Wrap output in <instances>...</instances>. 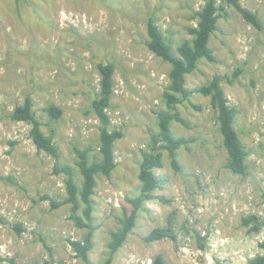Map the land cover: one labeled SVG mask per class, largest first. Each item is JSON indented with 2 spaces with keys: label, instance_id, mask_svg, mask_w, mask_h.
I'll return each mask as SVG.
<instances>
[{
  "label": "rangeland",
  "instance_id": "374dc122",
  "mask_svg": "<svg viewBox=\"0 0 264 264\" xmlns=\"http://www.w3.org/2000/svg\"><path fill=\"white\" fill-rule=\"evenodd\" d=\"M206 0H0V264H102L110 233L130 211L129 199L140 192L143 154L158 132L157 115L165 110L163 93L170 65L148 47L147 23L153 19L176 53L192 37L197 12ZM255 13L256 28L220 0L218 28L211 38L215 62L201 61L188 75L194 91L214 76L232 77L222 87L237 111L235 129L247 151V172L234 174L209 97L193 93L177 107L183 123H173L188 144L178 151L176 170L165 152L155 173L163 180L154 200L139 211L136 225L113 264H249L264 256V0H242ZM115 66L114 95L108 110L116 167L98 176L92 196L96 227L89 262L74 252L86 229L71 219L66 175L69 165L82 184L76 150L90 161L100 158L101 124L92 110L99 92L98 64ZM33 100L46 135L53 136L60 157L39 151L31 126L11 114ZM62 109L60 119L45 109ZM52 202L59 204L53 208ZM175 216L177 240L148 243L145 238ZM79 215H81L79 213ZM20 225L22 232L15 229Z\"/></svg>",
  "mask_w": 264,
  "mask_h": 264
},
{
  "label": "trees",
  "instance_id": "16d2710c",
  "mask_svg": "<svg viewBox=\"0 0 264 264\" xmlns=\"http://www.w3.org/2000/svg\"><path fill=\"white\" fill-rule=\"evenodd\" d=\"M241 1L225 0V3L237 11L246 22L256 28H260L261 25L257 15L244 8ZM219 2L220 0H206L204 6L196 14V26L188 29V33L192 38L184 40L177 47L176 53L173 52L171 45L165 40L155 21L150 19L147 23L146 46L155 56L170 65L169 84L163 93V101L166 108L158 112V132L152 135L148 151L143 154L140 163L138 175L140 181L139 195L129 199L130 211L124 213V216L120 219L119 227L110 233L106 257L102 264H113L116 253L122 248L136 225L139 211L146 202L156 198L155 192L163 180L155 173V170L164 166L165 152L168 154L173 168L179 169L178 151L186 146L189 141L183 137H177L173 132L172 126L175 122H184L177 107L189 100L194 92L209 97L210 104L217 113L219 132L228 156L227 168L234 174L245 175L247 172L246 162L248 154L235 129L237 111L230 106L222 87L224 80L232 84L237 79L239 71H236L232 77L216 75L194 91H190L186 87L187 76L198 70L201 61L212 63L216 60L210 43L212 35L218 28L219 12L224 10L219 5ZM97 68L100 75V89L91 106L101 124L99 136L100 158L90 161L87 151L76 150V164L82 178L81 186L77 184L74 170L71 166L55 167L54 170L55 174L63 173L66 175V199L63 204L70 206L71 219L74 220L79 228L87 231L82 240L70 241L74 252L85 262H89V253L93 249V238L96 230L93 224L92 196L97 186V177L111 176L116 167L115 143L123 137V133L120 130L110 129L111 119L108 113L114 95L115 66L112 63H100ZM33 107L32 98L27 96L24 103L14 109L11 119L16 122L29 124L31 126L30 137L36 148L58 159L60 157L59 149L54 142L53 136L44 133L42 123L36 117ZM45 112L52 120L60 119L63 113L62 109L55 105L48 106ZM52 206L53 208H58L59 204L52 202ZM14 227L19 233L22 232L20 225H15ZM164 239L177 240L174 214L169 216L165 227H158L152 230L145 238V241L151 243ZM260 247L264 249V243ZM43 264L53 263L46 261ZM152 264H166V261L159 254L153 259ZM249 264H264V256L252 259Z\"/></svg>",
  "mask_w": 264,
  "mask_h": 264
}]
</instances>
